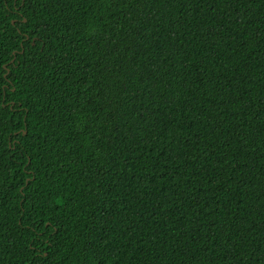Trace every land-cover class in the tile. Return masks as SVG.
I'll return each instance as SVG.
<instances>
[{
    "label": "trees",
    "instance_id": "1",
    "mask_svg": "<svg viewBox=\"0 0 264 264\" xmlns=\"http://www.w3.org/2000/svg\"><path fill=\"white\" fill-rule=\"evenodd\" d=\"M6 61L0 264H264V0H0Z\"/></svg>",
    "mask_w": 264,
    "mask_h": 264
},
{
    "label": "snow or ice",
    "instance_id": "2",
    "mask_svg": "<svg viewBox=\"0 0 264 264\" xmlns=\"http://www.w3.org/2000/svg\"><path fill=\"white\" fill-rule=\"evenodd\" d=\"M39 31L36 32V38L32 43V47L35 48L36 43H39L41 45V47H46L47 46V42L45 40V36L47 35V25H38L37 26ZM27 39L31 40L33 39L31 37V35H29L27 37ZM0 67H4L6 68V70L10 73L11 72V67L9 65V63L6 61L4 65H0ZM39 77H37L38 79Z\"/></svg>",
    "mask_w": 264,
    "mask_h": 264
}]
</instances>
